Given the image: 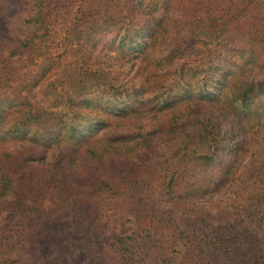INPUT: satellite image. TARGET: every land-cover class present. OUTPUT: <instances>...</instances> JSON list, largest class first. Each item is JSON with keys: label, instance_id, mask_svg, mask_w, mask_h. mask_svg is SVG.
<instances>
[{"label": "trees", "instance_id": "obj_1", "mask_svg": "<svg viewBox=\"0 0 264 264\" xmlns=\"http://www.w3.org/2000/svg\"><path fill=\"white\" fill-rule=\"evenodd\" d=\"M255 14L264 19V0H35L26 21L34 34L10 54L0 41V264H17L6 255L20 244L25 215H36L53 189L72 206L138 203L140 215L205 264H264V168L241 200L195 204L233 183L264 128V26L245 25ZM176 32L185 49L175 57ZM102 35H110L114 63L147 64L146 76L121 80L123 67L102 56ZM30 47L25 65L13 67ZM90 84L107 101L95 118L85 113L90 101L78 99ZM48 154L38 181L33 165ZM156 187L158 202L147 206ZM112 240L124 264H173L152 251L146 232Z\"/></svg>", "mask_w": 264, "mask_h": 264}, {"label": "rangeland", "instance_id": "obj_2", "mask_svg": "<svg viewBox=\"0 0 264 264\" xmlns=\"http://www.w3.org/2000/svg\"><path fill=\"white\" fill-rule=\"evenodd\" d=\"M34 4L35 0H0V41L5 44L7 54L16 51L25 40L34 34L36 28L26 23L32 15ZM185 22L182 20L183 26ZM248 23L264 26V19L259 14H255L252 20L245 25ZM101 38L105 45L102 49V56L106 58L105 63L111 69L123 67L121 70L126 72L124 77H120L121 80L130 81L131 78H135L138 83L139 77L146 76L147 64L139 65L134 59L123 61L124 63H120L121 65L117 64L116 61L114 63L112 59H116V54L112 45L110 46V35H102ZM173 38L176 39L175 45L178 44L177 53L174 54L176 57L179 56L178 53L184 52L185 46L181 43L185 42V39L181 32H176ZM167 44L169 45V43ZM168 49L164 50L169 51ZM33 50V47L21 49L11 60L13 67L19 69L25 65ZM189 69L186 68L183 72L186 73ZM155 77H162V74H156ZM67 78L52 77L53 80H66ZM70 78L75 81L78 80V77ZM112 78L115 77H107V81ZM66 90L64 88V91ZM99 91L96 86L90 84L86 90L81 92L82 97L78 98L90 101L91 107L85 113H90L89 116L92 118H95L94 114L105 109L107 112L106 104L104 105L107 101L100 103ZM109 123L112 127L119 125L127 128L134 127L136 124L140 125L136 119L119 121L109 119ZM81 125H83L82 121L78 123V127ZM50 162H52L51 154H48L47 162L33 165L37 171L34 174L36 180L39 181L40 171L45 170ZM80 167L85 168L83 164H80ZM258 167H260L259 169L264 168V128L249 144L248 152L239 160L234 171L236 173L233 183L212 198L195 201L196 207L209 205L210 199L212 205L227 199L235 200V197L237 201L241 200L244 198V184L255 178L257 174L255 168ZM67 178L70 179V176ZM71 178H75V176L71 174ZM182 181V176L177 175L174 180V187L179 189ZM72 184L70 180H67L62 186L71 187ZM151 191L150 193L153 194L146 197L147 206L158 202V194H161V189L158 187L151 189ZM55 193V189L44 191L41 210L34 216L25 215L27 220L25 221V229L19 236L20 244L13 251L7 253L6 259L15 261L17 264H124L111 246L113 237L146 232L154 244L152 251L161 254L163 259L171 258L173 264H205L189 245L173 238L167 230L160 229L156 220H152L149 216L140 215L138 203H130L121 211H103L89 204L73 206L69 205L70 202L61 204L56 201L55 196L57 194ZM193 223L195 222L193 221ZM189 225L193 226L191 223ZM191 228L194 229L195 227Z\"/></svg>", "mask_w": 264, "mask_h": 264}]
</instances>
